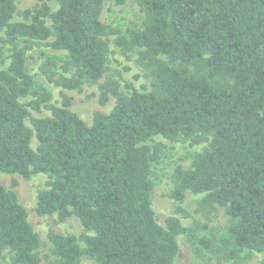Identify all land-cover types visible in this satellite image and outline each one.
I'll return each mask as SVG.
<instances>
[{
    "label": "trees",
    "instance_id": "1",
    "mask_svg": "<svg viewBox=\"0 0 264 264\" xmlns=\"http://www.w3.org/2000/svg\"><path fill=\"white\" fill-rule=\"evenodd\" d=\"M15 1L0 0L6 41L53 35L47 45L66 51L76 66L73 75L56 81L64 89L102 77L103 37L116 33L100 20L103 0H38L20 13L25 21H12ZM135 1L142 28L115 42L141 49L151 89L123 94L99 84L101 104L109 93L116 100L108 113L94 112L91 124L69 109V96L61 93L55 105L44 92L27 105H43L51 114L32 118L29 128L27 106L19 101L33 82L23 51L13 47L0 70V172L25 179L47 174L36 214H56L60 221L74 216L83 228L79 236L50 231L43 262L25 208L15 191L0 185V252L7 249L12 264H79L82 255L96 264H171L177 235L189 230L175 216L164 226L154 218L149 176L159 146L147 142L157 135L210 136L190 168L176 167L170 196L204 193L203 205L224 208L232 219L221 240L229 259L242 250L264 252V0Z\"/></svg>",
    "mask_w": 264,
    "mask_h": 264
},
{
    "label": "rangeland",
    "instance_id": "2",
    "mask_svg": "<svg viewBox=\"0 0 264 264\" xmlns=\"http://www.w3.org/2000/svg\"><path fill=\"white\" fill-rule=\"evenodd\" d=\"M37 2L38 0H16V12L12 21H25L20 13L34 7ZM49 4L52 10L56 8L53 2ZM100 20L116 30L115 34L103 37L107 44L105 71L96 83L82 82L77 89L72 90L64 89L56 83L62 76L73 75L76 66L69 63L66 51L54 50L47 45L54 38L53 35L45 41L20 38L6 41L4 31L0 30L2 51L0 70L7 68L12 48H20L24 53L25 70L33 80L29 93L19 97V101L27 106L28 116L25 123L29 128L32 129V118L51 114L43 105H40L39 110L27 105L28 101L44 92L50 93L48 101L55 105H60L61 93L69 96L71 98L69 109L89 125L94 112L108 113L116 100V97L109 93L106 103L101 104L99 84L115 85L118 93L123 94H129L134 90L147 92L151 89L150 78L139 62L141 49L137 47L123 49L115 42L118 37L128 40L131 30L142 28L144 15L136 1L124 0L123 3H115L114 0H103ZM50 25L51 21L47 19L46 26ZM209 141L210 136L194 134L191 137L180 136L174 140L157 135L147 142L150 146H159L158 158L152 162L149 176L150 202L154 218L159 225L164 226L168 216H175L189 230V233L177 235L178 251L171 264H226L232 261L235 264H264V252L242 250L237 253L235 259H229V249L223 248L221 240L228 237L227 230L232 219L223 207L203 205L204 193L186 190L182 200H175L170 196L176 184V167L190 168L193 157L206 148ZM36 145L37 140L33 133L31 146L35 149ZM48 180L49 177L45 173H38L25 179L18 174L0 172V185L15 191L18 201L26 210L28 221L40 239L41 245L37 251L43 262L44 255L49 254L50 243L47 234L50 231L74 236H79L83 232L80 221L74 216L60 221L56 214L44 216L36 214L37 192L48 188ZM204 241L208 246L204 245ZM79 244L83 246L82 242ZM0 264H12L7 249L0 252ZM79 264L96 263L82 255Z\"/></svg>",
    "mask_w": 264,
    "mask_h": 264
}]
</instances>
